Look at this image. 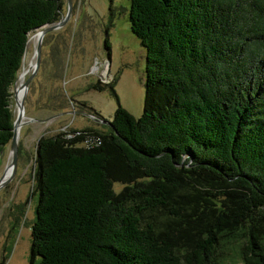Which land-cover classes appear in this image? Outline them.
Segmentation results:
<instances>
[{
	"label": "trees",
	"instance_id": "1",
	"mask_svg": "<svg viewBox=\"0 0 264 264\" xmlns=\"http://www.w3.org/2000/svg\"><path fill=\"white\" fill-rule=\"evenodd\" d=\"M61 6L0 0V150L25 41ZM128 21L142 111L119 105L116 77L97 81L116 99L106 132L78 130L97 145L38 138L27 264H218L233 245L264 264V0H130Z\"/></svg>",
	"mask_w": 264,
	"mask_h": 264
},
{
	"label": "rangeland",
	"instance_id": "2",
	"mask_svg": "<svg viewBox=\"0 0 264 264\" xmlns=\"http://www.w3.org/2000/svg\"><path fill=\"white\" fill-rule=\"evenodd\" d=\"M61 1L62 17L66 0ZM129 1L71 0L70 14L64 24L45 34L39 66L24 97L23 119L46 118L47 121L42 124L28 121L19 128L20 153L15 173L0 186V264L28 263L29 226L37 201L33 158L38 138L61 134L66 139H76L72 145L79 146L85 142L74 130L87 128L106 132V125L93 114L81 111L80 106L83 101L85 111L90 112L92 108L104 120H111L116 99L107 89L87 88L97 81L103 83L116 77L113 88L119 105L134 117L142 111L144 49L129 29ZM105 37L108 50L103 45ZM34 45L27 43L15 83L9 89L12 117L15 114L13 87L18 85L23 67L30 61L34 63ZM30 72L31 69L25 76ZM9 157L7 142L0 152V173ZM113 186L119 189L121 184L113 182ZM218 257V264H243L236 245Z\"/></svg>",
	"mask_w": 264,
	"mask_h": 264
},
{
	"label": "water",
	"instance_id": "3",
	"mask_svg": "<svg viewBox=\"0 0 264 264\" xmlns=\"http://www.w3.org/2000/svg\"><path fill=\"white\" fill-rule=\"evenodd\" d=\"M71 10V0H66V11L63 14L60 19L54 23H44L42 25H39L35 29H38V37L36 40V43L33 47V57H34V63L30 66L31 72L27 75V77L18 84L17 89L20 91V95L18 98L15 96L14 91L16 87H13L12 91V98L14 100L15 110H14V117L12 120V126H11V136L9 140V160L4 164V168L2 172L0 173V186L4 185L6 182L9 181V179L13 176L15 173L16 168V159H17V139H18V129L21 127L22 124L28 122V121H35L36 119L28 118L27 120H24L23 114H24V97L26 94V90L28 87V83L37 71V68L39 66L40 61V50H41V42L42 38L45 34L49 33L50 31L57 29L61 27L66 19L68 18ZM27 41V39H26ZM25 41V44H26ZM15 81L13 82L14 85ZM46 120V119H41ZM100 122L108 127H111L110 121L107 120H100ZM2 151V149L0 150Z\"/></svg>",
	"mask_w": 264,
	"mask_h": 264
},
{
	"label": "bare ground",
	"instance_id": "4",
	"mask_svg": "<svg viewBox=\"0 0 264 264\" xmlns=\"http://www.w3.org/2000/svg\"><path fill=\"white\" fill-rule=\"evenodd\" d=\"M37 37H38V29H34V31L31 32L28 35V39L26 41V45H27V43H30V42L33 43V44H35L36 43V40H37ZM31 65H32V61L29 62L28 66L23 67L22 71L18 75V80H17V83L18 84L24 80V77H26L25 75L29 71ZM14 87H16L15 88V91H14V94L18 98V96L20 95V91H19V89H17L18 85L16 86V84H15ZM23 117H24V114H23ZM18 132H19V129H18Z\"/></svg>",
	"mask_w": 264,
	"mask_h": 264
},
{
	"label": "built area",
	"instance_id": "5",
	"mask_svg": "<svg viewBox=\"0 0 264 264\" xmlns=\"http://www.w3.org/2000/svg\"><path fill=\"white\" fill-rule=\"evenodd\" d=\"M74 132H79L81 134L82 140L85 142V146H90V145H97L99 143V140L97 137L88 135L87 132L83 131H74Z\"/></svg>",
	"mask_w": 264,
	"mask_h": 264
},
{
	"label": "flooded vegetation",
	"instance_id": "6",
	"mask_svg": "<svg viewBox=\"0 0 264 264\" xmlns=\"http://www.w3.org/2000/svg\"><path fill=\"white\" fill-rule=\"evenodd\" d=\"M43 119H46V118H43ZM36 122H41V123H44V122H46L47 120H41V119H36L35 120ZM41 137V136H40ZM36 143H37V141H36ZM35 146H36V144H35ZM20 153V150L18 151V149H17V156H18V154ZM34 158H35V147H34ZM34 158H33V160H34ZM16 163H17V159H16Z\"/></svg>",
	"mask_w": 264,
	"mask_h": 264
},
{
	"label": "crops",
	"instance_id": "7",
	"mask_svg": "<svg viewBox=\"0 0 264 264\" xmlns=\"http://www.w3.org/2000/svg\"><path fill=\"white\" fill-rule=\"evenodd\" d=\"M39 123H41V122H39ZM42 124V123H41Z\"/></svg>",
	"mask_w": 264,
	"mask_h": 264
}]
</instances>
